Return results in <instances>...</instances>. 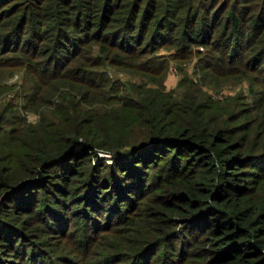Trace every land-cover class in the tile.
<instances>
[{
  "label": "trees",
  "instance_id": "obj_1",
  "mask_svg": "<svg viewBox=\"0 0 264 264\" xmlns=\"http://www.w3.org/2000/svg\"><path fill=\"white\" fill-rule=\"evenodd\" d=\"M169 59L195 62L172 89ZM20 68L0 264H264V0H0V77Z\"/></svg>",
  "mask_w": 264,
  "mask_h": 264
},
{
  "label": "rangeland",
  "instance_id": "obj_2",
  "mask_svg": "<svg viewBox=\"0 0 264 264\" xmlns=\"http://www.w3.org/2000/svg\"><path fill=\"white\" fill-rule=\"evenodd\" d=\"M203 49V48H201ZM171 50V52H173ZM162 52L164 53H170V51L163 49ZM170 66L167 69V75L165 79L166 87L167 89H172L176 87L180 81V78L184 74L188 75H194L195 72V62H190L187 64H183L181 69H178L177 62L169 59ZM110 71L112 73V76L116 79L121 80H132L133 82H140L143 80H150V76L142 75V74H131V72L126 71L124 68L120 67H110ZM27 72L25 68L15 69V70H7L4 72L0 77V87L4 86H13L14 89H18L21 86H24L22 89L26 90L28 89L27 82ZM151 83V82H150ZM209 89L212 93L219 92L221 94H234V93H249L250 90V84L249 82L244 79L242 81L236 80V81H223V84L219 86V88H212L208 85L205 86V89ZM21 89V88H20ZM221 94H219L221 96ZM216 95V94H215ZM28 119L30 121H36L38 119V114L35 112H29L28 113ZM102 156H109L108 153L101 152ZM70 241L69 239H66ZM56 253V252H55Z\"/></svg>",
  "mask_w": 264,
  "mask_h": 264
},
{
  "label": "water",
  "instance_id": "obj_3",
  "mask_svg": "<svg viewBox=\"0 0 264 264\" xmlns=\"http://www.w3.org/2000/svg\"><path fill=\"white\" fill-rule=\"evenodd\" d=\"M39 179H41V173H40L39 176H38L36 179H34V180H39ZM29 180H33V179H27V180H25V181H22V182L19 184V186L22 185V184H24V183H26V182L29 181ZM19 186H18V187H19ZM18 187H17V188H18Z\"/></svg>",
  "mask_w": 264,
  "mask_h": 264
}]
</instances>
